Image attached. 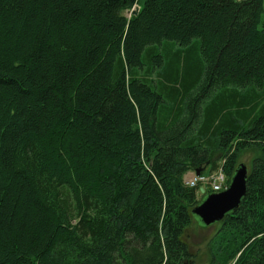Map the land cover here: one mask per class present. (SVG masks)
Listing matches in <instances>:
<instances>
[{
    "label": "trees",
    "instance_id": "trees-1",
    "mask_svg": "<svg viewBox=\"0 0 264 264\" xmlns=\"http://www.w3.org/2000/svg\"><path fill=\"white\" fill-rule=\"evenodd\" d=\"M263 3L0 0V264H194L184 177L248 151L207 264H264Z\"/></svg>",
    "mask_w": 264,
    "mask_h": 264
},
{
    "label": "water",
    "instance_id": "water-1",
    "mask_svg": "<svg viewBox=\"0 0 264 264\" xmlns=\"http://www.w3.org/2000/svg\"><path fill=\"white\" fill-rule=\"evenodd\" d=\"M139 8L135 6L129 14H137ZM201 171H196L200 174ZM247 168L244 163H239L232 174L228 186L218 193H209L192 209L195 215L204 226L219 222L223 217L235 210L245 195Z\"/></svg>",
    "mask_w": 264,
    "mask_h": 264
},
{
    "label": "rangeland",
    "instance_id": "rangeland-1",
    "mask_svg": "<svg viewBox=\"0 0 264 264\" xmlns=\"http://www.w3.org/2000/svg\"><path fill=\"white\" fill-rule=\"evenodd\" d=\"M264 8V3H263ZM262 17L264 19V9L262 13ZM255 154L252 151H248L241 156L240 162L244 163L247 168V173H249L252 169V159ZM191 172L185 176L188 178L191 176ZM200 198V195H198ZM219 223L215 222L209 226H204L200 220L193 215V223L190 227L187 228L185 235L187 236V241L190 245V249L196 251L194 264H207V248L206 244L209 238L215 233L218 229ZM198 252V253H197Z\"/></svg>",
    "mask_w": 264,
    "mask_h": 264
},
{
    "label": "built area",
    "instance_id": "built-area-1",
    "mask_svg": "<svg viewBox=\"0 0 264 264\" xmlns=\"http://www.w3.org/2000/svg\"><path fill=\"white\" fill-rule=\"evenodd\" d=\"M184 183L189 187H198L199 195L206 191L218 192L225 187V174L221 169L199 175L193 173L189 178H184Z\"/></svg>",
    "mask_w": 264,
    "mask_h": 264
},
{
    "label": "flooded vegetation",
    "instance_id": "flooded-vegetation-1",
    "mask_svg": "<svg viewBox=\"0 0 264 264\" xmlns=\"http://www.w3.org/2000/svg\"><path fill=\"white\" fill-rule=\"evenodd\" d=\"M190 245V244H189ZM188 250H189V255L192 257H195V253L196 251H193L192 249H190V246L188 247ZM198 253V252H197Z\"/></svg>",
    "mask_w": 264,
    "mask_h": 264
}]
</instances>
